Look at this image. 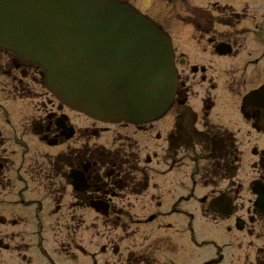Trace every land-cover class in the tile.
<instances>
[{
    "label": "flooded vegetation",
    "instance_id": "1",
    "mask_svg": "<svg viewBox=\"0 0 264 264\" xmlns=\"http://www.w3.org/2000/svg\"><path fill=\"white\" fill-rule=\"evenodd\" d=\"M179 17L154 121L102 123L48 92L0 104V264H264V106L243 101L264 90V0ZM22 79L2 93L32 101Z\"/></svg>",
    "mask_w": 264,
    "mask_h": 264
},
{
    "label": "water",
    "instance_id": "2",
    "mask_svg": "<svg viewBox=\"0 0 264 264\" xmlns=\"http://www.w3.org/2000/svg\"><path fill=\"white\" fill-rule=\"evenodd\" d=\"M0 48L43 73L64 106L107 123H146L175 92L170 42L118 1L0 0ZM264 106V92L245 98Z\"/></svg>",
    "mask_w": 264,
    "mask_h": 264
},
{
    "label": "rangeland",
    "instance_id": "3",
    "mask_svg": "<svg viewBox=\"0 0 264 264\" xmlns=\"http://www.w3.org/2000/svg\"><path fill=\"white\" fill-rule=\"evenodd\" d=\"M124 4H127L131 6L135 11L142 13L146 18L150 19L156 27L160 28L163 32H165L170 40L171 45L180 47L181 46V28H182V22L180 21V13L183 9H190L191 5H196V2L198 3H206L207 1H218L222 5H226L235 11H239L241 8L244 7V4H249L252 0H118ZM218 31H221L222 29L220 27L217 28ZM14 58L7 54L4 51L0 50V65L5 66V69L9 70V76H0V104L2 106H10L11 103L14 101L15 104L19 107L20 104L29 106L30 104L34 107L40 106L41 103L46 102V97L44 98L43 94L47 93L45 90V87L43 85L42 76L40 75V70H38L36 67H32L27 64H22L18 69V71H12ZM17 64V63H16ZM1 69V67H0ZM21 71L25 73V78L22 79ZM20 79H22L21 84H23L26 87V90L29 92V95H27V98L31 97L33 98L32 101L28 100H22V101H16L14 96H16L15 93L10 92L9 96H5L4 93H2L1 88H7L5 87L6 84L9 81L15 80L17 84ZM40 93V97L35 95V93ZM28 94V93H27ZM18 96V95H17ZM16 96V98H17ZM35 96L37 98H35ZM51 96V95H50ZM18 99V98H17ZM43 101V102H42ZM75 120L77 122H82L81 118H77L75 116ZM136 141L143 140L142 136L135 137ZM26 144H29V142H34L31 140L30 137L25 138ZM207 232H201L199 231V236L204 237L208 235ZM218 237V235H215ZM197 240H199L197 238ZM201 258H205V255H202ZM196 260L189 259V264H192Z\"/></svg>",
    "mask_w": 264,
    "mask_h": 264
}]
</instances>
